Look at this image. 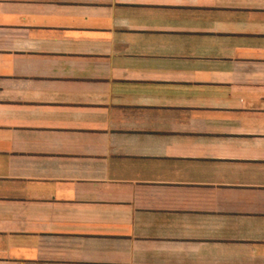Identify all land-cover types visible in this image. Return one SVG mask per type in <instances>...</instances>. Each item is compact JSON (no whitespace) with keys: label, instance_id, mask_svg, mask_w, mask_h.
Wrapping results in <instances>:
<instances>
[{"label":"crops","instance_id":"obj_1","mask_svg":"<svg viewBox=\"0 0 264 264\" xmlns=\"http://www.w3.org/2000/svg\"><path fill=\"white\" fill-rule=\"evenodd\" d=\"M0 264H264V0H0Z\"/></svg>","mask_w":264,"mask_h":264}]
</instances>
